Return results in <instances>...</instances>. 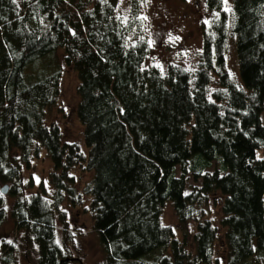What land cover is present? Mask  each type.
<instances>
[{"label":"trees","instance_id":"1","mask_svg":"<svg viewBox=\"0 0 264 264\" xmlns=\"http://www.w3.org/2000/svg\"><path fill=\"white\" fill-rule=\"evenodd\" d=\"M201 1L208 23L193 65L183 56L161 68L139 18L150 0L124 11L121 0H0V226L9 214L24 257L34 244L36 264L77 263L54 232L57 221L67 230V202L91 215L102 264H264V0H228L231 11ZM66 72L85 155L50 119ZM41 155L51 190L27 194L21 168ZM78 173L89 176L80 194ZM166 202L181 240L161 224ZM0 252L16 264L9 242Z\"/></svg>","mask_w":264,"mask_h":264},{"label":"rangeland","instance_id":"2","mask_svg":"<svg viewBox=\"0 0 264 264\" xmlns=\"http://www.w3.org/2000/svg\"><path fill=\"white\" fill-rule=\"evenodd\" d=\"M150 0L149 8L144 12L148 23V38L153 41L151 53L148 57V62L153 65H160L161 68H166L170 63H174L183 56L187 62L193 65L190 54H195L201 48V35L199 33L200 25L206 24V12L201 0ZM127 2L122 3V11H124ZM179 37V39H174ZM166 38L168 40L165 42ZM171 43L173 48L164 44ZM164 47H170L171 51H165ZM180 52V57H178ZM231 62V59H230ZM233 70L232 66L230 65ZM234 73V72H233ZM235 74V73H234ZM236 76V74H235ZM77 80L74 74L66 72L61 81L62 96L59 99L61 112L54 108L51 112L50 119L61 130L62 140L78 146L83 154H86L85 146L83 145V128L78 124L74 116L75 106L77 104ZM264 125V112L261 116ZM263 152L258 151L257 156L262 157ZM52 172V164L44 155H41L39 160L32 162L29 167L21 168V181L23 191L27 194H37L39 188H43L49 192L51 188L48 184V176ZM74 183L82 193L85 185L89 182V176L74 174ZM188 186L199 187L198 181H192L191 176H188ZM1 188V184H0ZM6 204L9 205L11 200L6 196ZM216 201V200H212ZM5 204V205H6ZM86 207V205L84 206ZM82 207L69 208L67 202L60 207V212L65 217V222L68 224L67 230L62 222L57 221L54 227V232L58 244L63 250L66 258H72L77 263L70 264H102V255L97 250L96 240L93 235V221L91 215L82 212ZM208 215L210 218L219 215V210L213 205H208ZM7 221L0 226V244L2 241L9 242L16 249L17 256L16 264H36L37 249L33 244L27 249V255L23 256V239L22 234H17V229L12 224L9 214H6ZM161 224L164 227L172 229L174 239L181 240L182 231L180 224L175 217L174 210L170 203L163 204L161 214ZM189 229V230H188ZM188 231L193 233V226L188 225ZM69 236L68 242L65 236ZM219 252V251H218ZM1 255V252H0Z\"/></svg>","mask_w":264,"mask_h":264},{"label":"snow or ice","instance_id":"3","mask_svg":"<svg viewBox=\"0 0 264 264\" xmlns=\"http://www.w3.org/2000/svg\"><path fill=\"white\" fill-rule=\"evenodd\" d=\"M16 2V0H13V3H15ZM103 2H107V0H103ZM126 2V0H121V3H125ZM127 2H129L130 3V0H127ZM145 2H147V0H145ZM223 3L225 4V8H224V11H231V8L230 7H228L227 5H228V0H223ZM214 15L217 17V18H219V15H220V13L219 12H216V13H214ZM140 19H144V20H146L147 19V17L146 16H144V17H139ZM118 19H119V17H118ZM121 22L122 23H125V24H127V22H128V17L127 16H125V17H123V19L121 20ZM205 23H208V21H205ZM143 39V37H141V40ZM174 39H179V37H175ZM152 44H153V41L152 40H149L148 41V46L149 47H152ZM160 65H157V67H159ZM190 69H185V71H189ZM193 71H194V69H193Z\"/></svg>","mask_w":264,"mask_h":264},{"label":"water","instance_id":"4","mask_svg":"<svg viewBox=\"0 0 264 264\" xmlns=\"http://www.w3.org/2000/svg\"><path fill=\"white\" fill-rule=\"evenodd\" d=\"M0 192L5 195L7 193V186H4Z\"/></svg>","mask_w":264,"mask_h":264}]
</instances>
